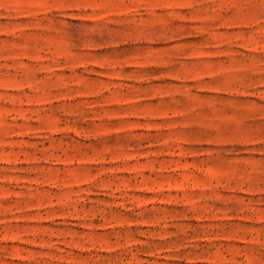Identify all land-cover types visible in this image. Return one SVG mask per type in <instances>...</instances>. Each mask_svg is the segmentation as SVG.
I'll use <instances>...</instances> for the list:
<instances>
[{
	"label": "rangeland",
	"instance_id": "374dc122",
	"mask_svg": "<svg viewBox=\"0 0 264 264\" xmlns=\"http://www.w3.org/2000/svg\"><path fill=\"white\" fill-rule=\"evenodd\" d=\"M0 264H264V0H0Z\"/></svg>",
	"mask_w": 264,
	"mask_h": 264
}]
</instances>
